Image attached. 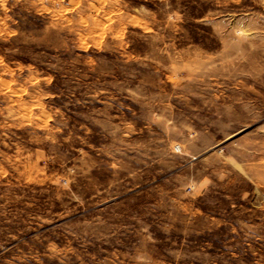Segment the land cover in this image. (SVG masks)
I'll use <instances>...</instances> for the list:
<instances>
[{"label": "rangeland", "instance_id": "1", "mask_svg": "<svg viewBox=\"0 0 264 264\" xmlns=\"http://www.w3.org/2000/svg\"><path fill=\"white\" fill-rule=\"evenodd\" d=\"M0 264H264V0H0Z\"/></svg>", "mask_w": 264, "mask_h": 264}]
</instances>
